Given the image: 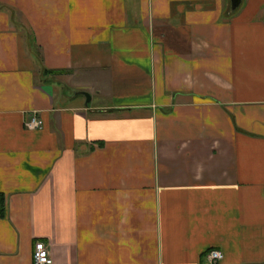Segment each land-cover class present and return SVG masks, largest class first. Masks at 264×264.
Wrapping results in <instances>:
<instances>
[{
    "label": "crops",
    "instance_id": "crops-1",
    "mask_svg": "<svg viewBox=\"0 0 264 264\" xmlns=\"http://www.w3.org/2000/svg\"><path fill=\"white\" fill-rule=\"evenodd\" d=\"M35 240L264 264V0H0V264Z\"/></svg>",
    "mask_w": 264,
    "mask_h": 264
},
{
    "label": "built area",
    "instance_id": "built-area-1",
    "mask_svg": "<svg viewBox=\"0 0 264 264\" xmlns=\"http://www.w3.org/2000/svg\"><path fill=\"white\" fill-rule=\"evenodd\" d=\"M24 125L30 129H37L41 125L40 118L31 113L29 118L25 119ZM222 251L219 249H209L205 254V260L208 264H217L221 257ZM32 264H50L52 262L49 248L44 240H35L33 243Z\"/></svg>",
    "mask_w": 264,
    "mask_h": 264
},
{
    "label": "water",
    "instance_id": "water-1",
    "mask_svg": "<svg viewBox=\"0 0 264 264\" xmlns=\"http://www.w3.org/2000/svg\"><path fill=\"white\" fill-rule=\"evenodd\" d=\"M239 1L240 0H230V6L232 7L233 10L237 8ZM83 93L86 94V99L89 100V95L86 92Z\"/></svg>",
    "mask_w": 264,
    "mask_h": 264
},
{
    "label": "trees",
    "instance_id": "trees-1",
    "mask_svg": "<svg viewBox=\"0 0 264 264\" xmlns=\"http://www.w3.org/2000/svg\"><path fill=\"white\" fill-rule=\"evenodd\" d=\"M45 72H50V73H53V74H56V73H58V74H60L61 73V71H58V70H46L45 69Z\"/></svg>",
    "mask_w": 264,
    "mask_h": 264
}]
</instances>
